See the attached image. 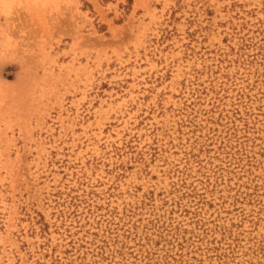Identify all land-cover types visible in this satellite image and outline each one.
Here are the masks:
<instances>
[{
	"label": "rangeland",
	"instance_id": "rangeland-1",
	"mask_svg": "<svg viewBox=\"0 0 264 264\" xmlns=\"http://www.w3.org/2000/svg\"><path fill=\"white\" fill-rule=\"evenodd\" d=\"M0 264H264V0H0Z\"/></svg>",
	"mask_w": 264,
	"mask_h": 264
}]
</instances>
